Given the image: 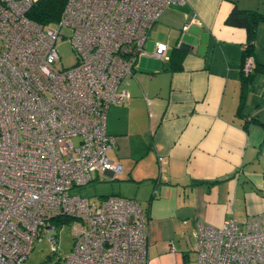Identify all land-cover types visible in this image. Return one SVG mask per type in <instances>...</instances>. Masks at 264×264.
<instances>
[{"label": "built area", "instance_id": "2783aa9c", "mask_svg": "<svg viewBox=\"0 0 264 264\" xmlns=\"http://www.w3.org/2000/svg\"><path fill=\"white\" fill-rule=\"evenodd\" d=\"M34 0H0V264H25L35 241L58 247L55 264H147L139 203L121 195L90 199L70 190L120 173L108 153L106 117L152 25L182 0H67L56 25L30 19ZM70 28L77 61L58 68L59 28ZM167 45L155 42L163 60ZM245 55L241 71H253ZM109 178V177H108ZM194 264H264V216L221 225L195 223Z\"/></svg>", "mask_w": 264, "mask_h": 264}, {"label": "crops", "instance_id": "0c3cea01", "mask_svg": "<svg viewBox=\"0 0 264 264\" xmlns=\"http://www.w3.org/2000/svg\"><path fill=\"white\" fill-rule=\"evenodd\" d=\"M234 7L264 13V0L168 7L122 83L129 97L108 108V155L121 171L104 180L108 194L139 203L147 264H194L198 220L264 216V74L255 84L242 75L247 33L225 22ZM155 42L168 59L153 55ZM253 58L264 63V21Z\"/></svg>", "mask_w": 264, "mask_h": 264}, {"label": "rangeland", "instance_id": "374dc122", "mask_svg": "<svg viewBox=\"0 0 264 264\" xmlns=\"http://www.w3.org/2000/svg\"><path fill=\"white\" fill-rule=\"evenodd\" d=\"M61 39L57 45L59 59L56 63L58 68H66L75 64L76 54L70 42L71 30L66 26L59 28ZM109 180L98 178L91 183L70 190L71 194H78L90 199L98 198L100 195L108 194ZM73 237L68 226L59 229L58 247L54 252L55 245L50 241H35L29 252L25 264H55L59 259L68 256L71 251ZM54 246V247H53Z\"/></svg>", "mask_w": 264, "mask_h": 264}, {"label": "trees", "instance_id": "16d2710c", "mask_svg": "<svg viewBox=\"0 0 264 264\" xmlns=\"http://www.w3.org/2000/svg\"><path fill=\"white\" fill-rule=\"evenodd\" d=\"M66 1L67 0H34L28 11V17L43 26L56 25L60 20ZM262 21H264V13L254 9H241L238 7H234L225 19L227 24L243 27L246 30L247 41L243 45V59L245 55L250 54L253 56V42L255 40L257 27ZM261 74H264V63L256 62H254L252 72L248 74L242 72L243 77L252 84L257 82ZM65 226L67 225H63L58 229Z\"/></svg>", "mask_w": 264, "mask_h": 264}]
</instances>
